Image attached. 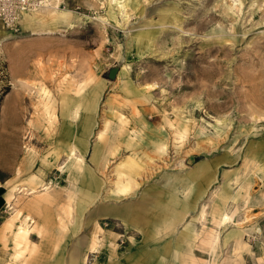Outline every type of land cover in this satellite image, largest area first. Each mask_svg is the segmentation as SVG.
Masks as SVG:
<instances>
[{"label":"rangeland","instance_id":"rangeland-1","mask_svg":"<svg viewBox=\"0 0 264 264\" xmlns=\"http://www.w3.org/2000/svg\"><path fill=\"white\" fill-rule=\"evenodd\" d=\"M47 4L0 24V264L37 208L22 237L34 263H263L264 0ZM92 88L94 109L72 117ZM77 161L99 183L83 211L95 195L78 192ZM131 205L144 218L127 227L114 215Z\"/></svg>","mask_w":264,"mask_h":264},{"label":"crops","instance_id":"crops-1","mask_svg":"<svg viewBox=\"0 0 264 264\" xmlns=\"http://www.w3.org/2000/svg\"><path fill=\"white\" fill-rule=\"evenodd\" d=\"M25 15H26V13H25ZM24 15V16H25ZM97 96V95H96ZM95 96V102H96V97ZM14 97V96H13ZM9 99H11V97L9 96L8 97V99H7V101H9ZM7 101H5V102H7ZM94 107H95V104L89 109V110H93L94 109ZM76 115H78L79 116V111H78V113H76ZM74 116V115H73ZM72 116V117H73ZM74 118H78L77 116L76 117H74ZM87 126H89V124H88V122L87 121H82L81 122V124H79V135L82 137V134H86L87 132H88V129H89V127H87ZM80 136H79V138H80ZM77 149H78V147H77ZM70 151V150H69ZM79 151H81V149H79ZM75 152H77V151H75ZM82 152V151H81ZM76 154V153H75ZM81 154V153H80ZM71 155H73V154H71ZM82 155V154H81ZM74 157H75V155H73ZM78 160V159H77ZM78 162V164H77V166H75V171H73V176H74V181H78V183H81L82 184V188L80 187V186H78L79 187V193L80 192H84L83 191V187L84 186H86L87 187V189H85L86 191H85V193H92L93 192V194L95 195V197L94 198H90L89 197V195L87 194V196L86 195H83V194H81L82 196H83V200L81 199V205L79 206V208H80V211H83L85 208H87L89 205H91L92 203H93V200L94 199H96L97 198V193H98V185H99V183H98V181H97V179H95L94 178V176H93V174H91V172L89 171V170H86V169H83L82 167H80V165H79V161H77ZM128 167H129V169L128 170H125V169H122V170H119V176H124L125 178V180H127V181H125V182H123V180H121L118 184H116V186H115V188H114V190H113V193H110L111 194V196L115 199V198H119V197H124V196H126V195H128V193H130V189L132 188V181H130L129 179H131L132 178V175L135 173V169H134V165H132V163H128ZM82 171H84V172H82ZM85 171L87 172V173H85ZM72 176V177H73ZM20 179V178H19ZM31 181H34V179L33 178H31L30 179V182ZM41 182V181H40ZM15 183H17V182H15ZM3 184H0V207L3 205V203H4V199H5V195H4V189H3V186H2ZM34 188V190H35V192H36V186H33L32 184H29V182L28 183H26V184H23L21 187H19L18 189L19 190H21L22 188L23 189H26V190H30L31 188ZM44 189H45V187H44ZM18 190V191H19ZM92 190H94V191H92ZM34 192V193H35ZM34 193H32V194H34ZM31 194V195H32ZM92 194V195H93ZM12 197H14V195H12ZM170 199V198H169ZM225 206H226V204L224 205V209H225ZM68 209H69V207H68ZM36 210V211H35ZM34 211H32V212H30V213H25V215H29L31 218H32V213H38V214H40V211H41V209L40 208H37V209H35ZM226 210V209H225ZM18 211V210H17ZM117 213L119 214V216H117V215H114V216H116L115 218H119V219H121V220H123L125 223H126V225H127V227L129 226V224H130V221L131 222H134V221H136V220H138V219H142V217L144 218V215H142V213H141V211H140V208L138 207V205H131L130 206V208L128 209V210H126V211H117ZM107 214V213H106ZM219 214H221V213H219ZM227 214V213H226ZM222 215V214H221ZM223 216V215H222ZM25 217V216H24ZM121 217V218H120ZM226 217V216H225ZM229 217V216H228ZM157 218V217H156ZM227 218V217H226ZM228 220V219H227ZM229 221H231V220H229ZM232 222V221H231ZM135 223V222H134ZM161 223H165L166 225H165V227H168V228H170V227H173L174 225H175V223H176V221L175 220H173V219H169V217H166V218H164L162 221H161ZM22 225V224H21ZM21 225L20 226H18L15 230H13L12 232H13V235H12V237H11V235L9 234L8 235V237L11 239V241H12V252H11V254H10V260H9V262L7 263V264H41V263H34L33 261H32V257H33V255H34V251H32V249L31 250H29V254L28 255H26L25 254V251L26 250H28L29 249V246L27 245V243H26V241L25 242H23V240L22 239H20L19 240V238L18 239H15L14 238V233H16L17 231H18V229L21 227ZM243 231L244 230H239V232H236V235L238 236H235L236 238H235V242H236V244L235 245H237L238 244V242H239V240L241 239V236H242V234H243ZM1 232H2V239L4 240L5 238L7 239V232H6V228H5V224H3V226H2V230H1ZM186 240H187V238H186ZM186 247H188V246H186ZM26 249L25 251L23 250V249ZM56 258V257H55ZM34 260V259H33ZM55 261H51V263H45V264H61L62 262H63V256H61V257H57L56 259H54ZM75 261H73V262H71V263H74ZM79 263L78 264H81L82 263V261H78ZM66 263H69L68 261H66ZM43 264V263H42Z\"/></svg>","mask_w":264,"mask_h":264},{"label":"bare ground","instance_id":"bare-ground-1","mask_svg":"<svg viewBox=\"0 0 264 264\" xmlns=\"http://www.w3.org/2000/svg\"><path fill=\"white\" fill-rule=\"evenodd\" d=\"M42 2H43V7H45V6H48V2H49V0H42ZM123 7V6H122ZM34 10L36 11V10H38V9H35V8H32V9H29V10H24L22 13H21V15L24 13H30V12H28V11H32V12H34ZM21 15H20V17H19V21H20V18H21ZM38 15V14H37ZM27 16V15H26ZM3 26V25H2ZM18 51V50H17ZM95 96H96V88H92L91 89V91H89L88 92V94L84 97V99L82 100V99H80L81 97H82V95L80 96V97H78V100L76 101V104L74 105V109H73V111H72V116L73 117H78V115H76V113H78V110H79V107H85V108H87V109H90L94 104H95ZM78 103H79V105H78ZM71 146V145H70ZM17 149V148H16ZM76 149H77V146L74 144V145H72L71 146V148H70V154H74L75 155V151H76ZM16 151V150H15ZM95 156V155H94ZM45 188H47V187H45ZM19 190V189H18ZM21 191H25L24 193H26V195L28 194V195H31L32 193H34L35 192V190H34V188L32 187L30 190H26V189H21V190H19V192H21ZM219 201H218V204H216V209H217V211L219 212V213H221L223 216H226L227 217V219L228 220H230L229 219V217H228V215L226 214V210L224 209V205H225V198H223L222 196H219ZM215 205V204H214ZM24 218V220H23V224L21 225V227L18 229V231L16 232V233H14V238L15 239H18V238H21L22 239V237H23V235L25 236V234H26V232H27V229H26V227H28V225H29V221H31L32 222V220H31V217L27 214V215H25V217H23ZM238 222V221H237ZM245 222V221H244ZM236 223V222H235ZM240 223V222H239ZM236 225H238V224H236Z\"/></svg>","mask_w":264,"mask_h":264},{"label":"built area","instance_id":"built-area-1","mask_svg":"<svg viewBox=\"0 0 264 264\" xmlns=\"http://www.w3.org/2000/svg\"><path fill=\"white\" fill-rule=\"evenodd\" d=\"M42 4V0H0V24L10 28L16 27L24 10L36 8Z\"/></svg>","mask_w":264,"mask_h":264}]
</instances>
